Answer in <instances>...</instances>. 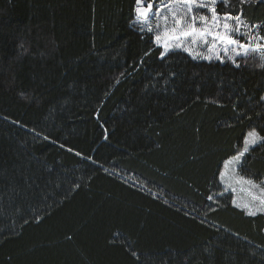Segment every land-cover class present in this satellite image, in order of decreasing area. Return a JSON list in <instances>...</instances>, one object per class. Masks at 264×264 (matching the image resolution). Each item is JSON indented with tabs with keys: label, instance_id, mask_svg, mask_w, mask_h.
I'll use <instances>...</instances> for the list:
<instances>
[{
	"label": "trees",
	"instance_id": "16d2710c",
	"mask_svg": "<svg viewBox=\"0 0 264 264\" xmlns=\"http://www.w3.org/2000/svg\"><path fill=\"white\" fill-rule=\"evenodd\" d=\"M134 8L0 0V264H264V214L220 183L264 136V59L161 57ZM242 164L264 179V143Z\"/></svg>",
	"mask_w": 264,
	"mask_h": 264
},
{
	"label": "snow or ice",
	"instance_id": "6c2138e0",
	"mask_svg": "<svg viewBox=\"0 0 264 264\" xmlns=\"http://www.w3.org/2000/svg\"><path fill=\"white\" fill-rule=\"evenodd\" d=\"M153 2L154 0H135V23L141 32L146 31L153 34L150 38L156 45L163 48L161 57L178 48L192 51L185 47V42H187L193 45L207 46L206 50L209 55L203 58L209 60L213 58V55L220 58L219 52L216 51L218 47L224 52L231 51L230 58L233 62L237 56L247 57L250 54H259L261 59H264V43L256 42L257 40L264 41V36H254L250 30V28L259 29L261 25L252 24L250 26L244 17L243 8L248 0H239L238 6L231 5L229 0H161L156 4L154 11ZM258 2H264V0H258ZM218 3L224 6L221 13L217 12ZM201 10H207L210 16L199 15ZM233 11L236 12L235 15H232ZM153 19L156 21L155 25L152 24ZM198 23L201 25L200 27L197 26ZM201 55L199 52L195 53V56ZM260 67L264 68V64H261ZM257 143H264V136H260L253 129L245 136L242 149L224 162L225 167H243L242 160L245 154L249 153L251 146ZM231 171L235 172V168L233 167ZM236 178L244 182V177ZM220 179L225 181L224 172L220 173ZM246 182L259 187L255 185L254 181ZM259 190L264 192V188ZM208 199H213V197L209 196ZM253 199L261 198L253 197ZM249 214L255 215V212L250 210Z\"/></svg>",
	"mask_w": 264,
	"mask_h": 264
},
{
	"label": "rangeland",
	"instance_id": "374dc122",
	"mask_svg": "<svg viewBox=\"0 0 264 264\" xmlns=\"http://www.w3.org/2000/svg\"><path fill=\"white\" fill-rule=\"evenodd\" d=\"M160 2H161V0L156 1L155 7H156V4L160 3ZM218 6H219V3L217 4V12L221 13V12L218 11ZM155 7H154V10H155ZM199 15H209L210 16V14L208 13L207 10H201L199 12ZM155 23H156V21H155V19H153L152 20V24L155 25ZM249 25L251 26V23H249ZM256 25H260V24H256ZM197 26L200 27L201 25L198 23ZM250 30H251L252 35H254V36H257V37L262 36L261 35V27L259 29L250 28ZM145 33H147V32L145 31ZM234 38H239V37H234ZM242 42H250V41H242ZM256 42L264 43V41H260V40H257ZM185 47L190 48L192 51H185L183 48H178L176 50L184 51V52L188 53L192 58H194L196 60H199V61L218 60V61H221L223 63L226 62V61L233 62V60L230 58L232 56V52L231 51L224 52L219 47L216 49V51L219 52L220 58H217L215 55H213V58L211 60L203 58V57L209 55V53L206 50L207 46L200 45V44L193 45V44L185 42ZM196 52H199L202 55L201 56H195ZM252 55L253 54H250L247 57H245V56H237L235 58V62H233V63L238 64L240 59H246V58H248L249 56H252ZM242 162H243V160H242ZM233 167L235 168V172L231 171V169ZM239 170H240V168L238 166H229L228 168H226L223 165V169H222L221 172L225 173L226 179H225V181H222L220 179V183L223 186H225V187H228V186H232L233 187L234 186L233 190L235 191V200H233V202H234V204L237 207H244V205H247V207H245V208L248 211V213L251 210V211L255 212L256 214H259V213L264 214V210H258V209H264V203H262V200H264V192H261L259 190L260 188H264V179H262L260 182L258 181V183L254 182L255 185L259 186V187H255V186L250 185V184H248L246 182V180H249V179L245 178L246 176L244 177V182H242L238 178H236V177L242 176L239 173ZM240 185L246 187L245 191H243V192L240 191L241 190ZM253 197H260L261 199L254 200Z\"/></svg>",
	"mask_w": 264,
	"mask_h": 264
},
{
	"label": "crops",
	"instance_id": "0c3cea01",
	"mask_svg": "<svg viewBox=\"0 0 264 264\" xmlns=\"http://www.w3.org/2000/svg\"><path fill=\"white\" fill-rule=\"evenodd\" d=\"M224 166H225V164H224ZM240 168V167H239ZM239 173L242 175V176H240V177H245V175H243L242 173H241V171L239 170ZM245 178H247V179H249V180H252V181H254V182H257V181H255V180H253V179H251V178H248V177H245ZM246 181H248V180H246ZM258 183V182H257ZM222 185V184H221ZM240 187H241V190L240 191H245V188L246 187H244V186H242V185H240ZM239 187V188H240ZM222 188H223V194L224 195H229L231 198H232V200H235V191L233 190V188H234V186L232 187V186H228V187H225V186H223L222 185ZM234 196V197H233ZM234 203V202H233ZM240 209H242V210H244L246 213H248V211L246 210V208L245 207H239ZM249 214V213H248ZM250 215V214H249ZM255 215H256V213H255Z\"/></svg>",
	"mask_w": 264,
	"mask_h": 264
},
{
	"label": "water",
	"instance_id": "95a60500",
	"mask_svg": "<svg viewBox=\"0 0 264 264\" xmlns=\"http://www.w3.org/2000/svg\"><path fill=\"white\" fill-rule=\"evenodd\" d=\"M154 7H155V1L153 2V10H154Z\"/></svg>",
	"mask_w": 264,
	"mask_h": 264
},
{
	"label": "flooded vegetation",
	"instance_id": "af4514ba",
	"mask_svg": "<svg viewBox=\"0 0 264 264\" xmlns=\"http://www.w3.org/2000/svg\"><path fill=\"white\" fill-rule=\"evenodd\" d=\"M155 1V3H156V0H154Z\"/></svg>",
	"mask_w": 264,
	"mask_h": 264
}]
</instances>
